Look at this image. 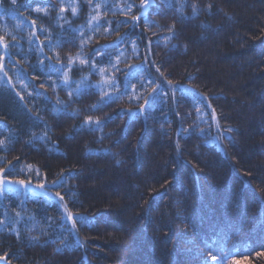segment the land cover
Instances as JSON below:
<instances>
[{
  "label": "trees",
  "instance_id": "trees-1",
  "mask_svg": "<svg viewBox=\"0 0 264 264\" xmlns=\"http://www.w3.org/2000/svg\"><path fill=\"white\" fill-rule=\"evenodd\" d=\"M140 5L0 0V264H264V0Z\"/></svg>",
  "mask_w": 264,
  "mask_h": 264
},
{
  "label": "snow or ice",
  "instance_id": "snow-or-ice-1",
  "mask_svg": "<svg viewBox=\"0 0 264 264\" xmlns=\"http://www.w3.org/2000/svg\"><path fill=\"white\" fill-rule=\"evenodd\" d=\"M15 2H16V0H12V3L13 4H15ZM149 3H150V0H141V5L140 6H141L142 9H146L149 6ZM69 7L71 8L72 13L75 15L76 12H77V8L75 6H72V5H69ZM96 7L99 8V5H96ZM192 8H193V15H196L197 14V11H198L197 10V6L195 4H193L192 5ZM35 11L38 12V13L39 12H44L47 15L46 9H42L40 7H36L35 8ZM60 11L61 12H64V11H66V9L64 7H61ZM128 11L129 12L131 11V6H129ZM91 19L92 20H96L97 17L93 16ZM132 20L133 21H137V20H139V17L133 16L132 17ZM32 23L35 24V21H33ZM97 27H99V25H97ZM13 39H15V37H13ZM86 43H87V41H84L82 43V47ZM0 46H2L4 48L5 52H7V49L9 47V45L4 42V38L3 37H0ZM133 50L135 51V48ZM123 56H124V53L121 52L120 53V56L117 57V63L120 62V57H123ZM57 60H59V56H57ZM77 61L81 65L88 63L87 58H83V57H81L78 54L75 58H73L72 56H69L68 57V63L66 65H64V64L61 65L60 71H63V69L65 67L68 69V71L63 72V86L65 88L70 87V84L68 82L69 81V75H68V73L72 70V66L74 64H76ZM110 66L112 68H115L116 67V65H112L111 62H110ZM90 67H91V69H92L93 72H95L97 74H100L102 76V78L104 79V82L103 83L98 84V85H95V87H97L99 89H103L105 85H107L109 88H117L119 86L118 83H117V81L114 78H109V77H106L105 76L106 70L104 68H98L97 69L96 66H95V64L90 65ZM136 67L138 68V70H143L142 68H140V66H136ZM118 70L119 69H117V71ZM157 72H159V68H157ZM5 75H6V73H5ZM133 76H134V74L132 73V71L130 69L129 70V73L125 77V81L127 82L129 79L133 78ZM22 77L26 78V73H23L21 71L20 73H18L17 78L20 79ZM147 82H148L149 85L155 84V86L152 87V91L148 94V96H144L143 94H139V95L136 94L135 85H133L132 95L130 96V99H136V100H141L142 99L143 100V103L139 105V108H138V112L137 113L129 112V115L134 116V115L143 113L146 110L150 109L151 106L157 102V99L159 98L160 93L163 92V89L160 88L159 85L156 84V82L153 79H148ZM168 84L171 86L172 85V82L171 81H168ZM83 85H84V81L83 80L78 83L77 88L74 90L75 95L79 96L80 92L83 90ZM41 87H43V85H41ZM72 94H73L72 92L69 93L70 96ZM105 95H107V93H105ZM165 95H166V93H165ZM118 98H119L118 96H116V97L108 96V100L109 101H112V100L118 99ZM92 124H95V126L97 128H99V126H100L99 120L93 121L92 117L89 116L85 120L84 125H82V127H84V126H91ZM229 131H232V129H229ZM43 138L44 137H40V139H43ZM0 144H3V141H0ZM29 169H31V165H29ZM27 183H28V185H31V179H29ZM12 184L24 185L25 184V181L24 180H11V179H8L7 177H0V192H3V191H11L12 189L11 188H6V185H12ZM52 186L53 187L58 186L57 185V182L56 181H53ZM38 188L45 189L44 183H40L38 185ZM41 194L42 195H45V196H51V193L47 192L46 190L43 191ZM55 197H57L59 199V201H61V202H63V200H64V196L61 195L60 192H56L55 193ZM65 211H68L67 208H65ZM67 219L73 220V215H72V213L70 211H68ZM209 255L211 256V259L213 261L217 260V257L215 255H211V253H209Z\"/></svg>",
  "mask_w": 264,
  "mask_h": 264
},
{
  "label": "rangeland",
  "instance_id": "rangeland-1",
  "mask_svg": "<svg viewBox=\"0 0 264 264\" xmlns=\"http://www.w3.org/2000/svg\"><path fill=\"white\" fill-rule=\"evenodd\" d=\"M12 1V0H11ZM9 186H12V187H20L22 188L23 190L27 191V190H33V191H37V192H43L45 191L46 189H40L38 188V185H28V183H25L24 185H16V184H12V185H9ZM47 191V190H46ZM48 192V191H47Z\"/></svg>",
  "mask_w": 264,
  "mask_h": 264
},
{
  "label": "water",
  "instance_id": "water-1",
  "mask_svg": "<svg viewBox=\"0 0 264 264\" xmlns=\"http://www.w3.org/2000/svg\"><path fill=\"white\" fill-rule=\"evenodd\" d=\"M156 3V0H150L149 6L143 10V12L139 15V16H143L147 13V11L149 10V8L154 5Z\"/></svg>",
  "mask_w": 264,
  "mask_h": 264
}]
</instances>
